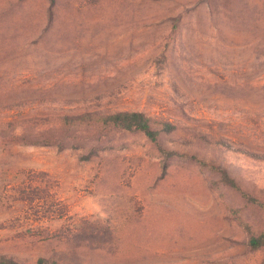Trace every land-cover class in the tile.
Here are the masks:
<instances>
[{"label":"rangeland","instance_id":"rangeland-1","mask_svg":"<svg viewBox=\"0 0 264 264\" xmlns=\"http://www.w3.org/2000/svg\"><path fill=\"white\" fill-rule=\"evenodd\" d=\"M1 257L262 264L264 0H0Z\"/></svg>","mask_w":264,"mask_h":264},{"label":"trees","instance_id":"trees-1","mask_svg":"<svg viewBox=\"0 0 264 264\" xmlns=\"http://www.w3.org/2000/svg\"><path fill=\"white\" fill-rule=\"evenodd\" d=\"M108 120H111L114 124L122 125L125 128H136L141 129L145 132L147 136L151 139L155 138L156 131L150 127V119L144 114L138 112L131 113H118L114 115L107 116ZM262 237L252 236L249 243L252 247L258 248L261 246ZM0 264H19L11 259L0 258ZM264 264V262L262 263Z\"/></svg>","mask_w":264,"mask_h":264}]
</instances>
